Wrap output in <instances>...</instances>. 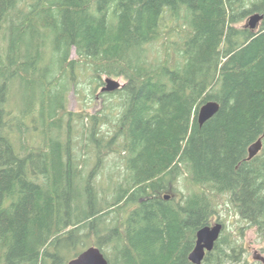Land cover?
<instances>
[{
  "label": "trees",
  "instance_id": "trees-1",
  "mask_svg": "<svg viewBox=\"0 0 264 264\" xmlns=\"http://www.w3.org/2000/svg\"><path fill=\"white\" fill-rule=\"evenodd\" d=\"M19 2L0 0V264H66L91 245L109 264H193L196 231L212 224L219 194L264 245V137L247 159L264 130V0H32L26 11ZM173 31L180 38L150 59L148 46ZM79 70L94 83L122 77L103 93L119 95V109L67 111ZM207 101L219 108L200 125ZM33 116L42 144L17 149L12 134L22 137ZM65 116L87 117L76 156L69 125L59 137ZM112 153L119 159L106 166ZM179 175L189 191L178 198ZM245 251L221 232L202 264H263Z\"/></svg>",
  "mask_w": 264,
  "mask_h": 264
},
{
  "label": "rangeland",
  "instance_id": "rangeland-1",
  "mask_svg": "<svg viewBox=\"0 0 264 264\" xmlns=\"http://www.w3.org/2000/svg\"><path fill=\"white\" fill-rule=\"evenodd\" d=\"M32 0H20L18 7L26 11L28 8V3ZM14 20H16V17H13ZM245 21V20H244ZM163 26L161 27L162 31L167 32L169 30L170 25H172L173 20L170 19L167 16H165L163 20ZM244 22H241L243 24ZM6 32L2 30L0 32V48H3V46L6 45L5 34ZM179 33L177 31H173L169 34H161L157 41L149 45V57L152 59L156 55L164 56V50L163 46L164 44L168 43V41L178 40ZM171 52V58L174 60L176 58L174 52L170 50ZM70 58H76V53L74 48L72 47L70 49L69 53ZM86 71L79 70L77 71V74L75 76L74 82L75 85L71 86L67 95H66V101H65V107L67 111L73 112V113H81L82 115H85L87 113H94L98 110H101L103 106L112 107L111 110H118L119 109V95L115 94L112 96L106 95L104 96L103 93L100 92V88L103 85V81L106 77V75H101V79L98 83H94L91 81V72L85 73ZM115 79H118L121 83H125V80L122 77H113ZM102 81V84L100 82ZM12 98L9 100V104L12 107V110L15 111V106L17 100L19 101L22 96L21 89L18 88L16 91L15 89H12ZM15 94V95H14ZM106 99V100H105ZM79 116V115H77ZM87 119V117H85ZM84 118L83 121L80 120V118L74 117L73 119L69 120L68 116H65L62 120V130L60 133V139L61 141H66V127L69 125L71 127L72 135L70 143L72 144L71 152H73L74 156H76L78 153H82V148L80 147V130L82 129V122L83 124H87V120ZM36 117H30L26 120L28 123V129L24 130V134L22 137L18 136L17 134H12V140L14 142L15 147L18 149L19 144H25V146L28 148H37L39 145L42 144L43 141V134H42V127L39 126V123L36 121ZM102 131L106 133L108 137H110L113 132L114 128H112L109 125H102L101 127ZM27 130V131H26ZM87 159V165L89 169L92 167L94 162V153L92 151H88L86 155ZM118 158L117 153H112L107 157L106 160V166L112 164L114 161H116ZM107 168V167H106ZM105 170V169H104ZM103 168L101 170V173L97 175L96 179L94 180L95 185L99 188L101 186H104L105 184V176L102 171H104ZM174 186L177 187L178 191H175L173 196L180 197L181 193L186 194L189 190L187 188V182L185 180V176L179 175L177 178L173 180ZM101 190V189H100ZM181 191V192H180ZM164 195H169V192H162ZM217 207V213L214 215L213 220L211 223L218 221L222 223V233L227 236L230 240L237 241L238 244H241L246 251L243 252V256H246L249 258L250 261H254L253 254L254 252H258L260 255L264 256V245L259 240V238L256 236L255 230L251 228L243 219H241L238 214L234 211L232 205L228 201V195L227 194H219L216 195L213 201Z\"/></svg>",
  "mask_w": 264,
  "mask_h": 264
},
{
  "label": "water",
  "instance_id": "water-1",
  "mask_svg": "<svg viewBox=\"0 0 264 264\" xmlns=\"http://www.w3.org/2000/svg\"><path fill=\"white\" fill-rule=\"evenodd\" d=\"M263 15L260 13L251 14L245 21V26L250 29L257 27ZM103 85L100 88L101 93L113 92L121 87L124 83H121L118 79L113 77H106L103 81ZM219 104L215 101H207L202 104L197 112V121L202 125L206 120L211 118L218 110ZM264 137V130L261 136L248 147L247 159L253 158L261 149L262 138ZM168 199V196H165ZM223 225L222 223L215 221L210 225H205L199 228L195 234V243L193 248L188 253V260L193 264H202L204 256L207 252L211 251L214 247V243L220 237ZM253 259L260 261L264 264V256L258 252H254ZM66 264H109L108 260L104 256L103 252L98 246L91 245L79 252L75 257L69 259Z\"/></svg>",
  "mask_w": 264,
  "mask_h": 264
},
{
  "label": "bare ground",
  "instance_id": "bare-ground-1",
  "mask_svg": "<svg viewBox=\"0 0 264 264\" xmlns=\"http://www.w3.org/2000/svg\"><path fill=\"white\" fill-rule=\"evenodd\" d=\"M67 16V15H66ZM58 22V21H57ZM106 100V99H105ZM151 120V119H150ZM13 211V210H12ZM94 233V232H93ZM9 236V235H8ZM223 238V237H222ZM158 260V259H157Z\"/></svg>",
  "mask_w": 264,
  "mask_h": 264
}]
</instances>
